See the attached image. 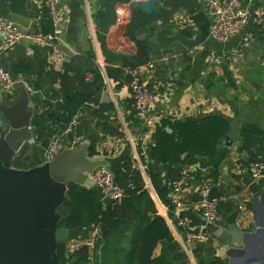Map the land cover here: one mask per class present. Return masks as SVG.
<instances>
[{
	"label": "crops",
	"instance_id": "crops-1",
	"mask_svg": "<svg viewBox=\"0 0 264 264\" xmlns=\"http://www.w3.org/2000/svg\"><path fill=\"white\" fill-rule=\"evenodd\" d=\"M106 1L62 0L64 25L54 44L22 41L4 49L0 36V66L14 82L9 93H0V106L7 110L20 104L13 118L21 122L27 114L31 134L14 154L11 167L27 170L46 161L49 146L68 126L62 98L80 94L86 102L74 117L76 132L62 138L63 149L85 148L87 158L109 166L124 191L129 186V175L122 170V163L130 160L191 264H243L241 251L232 250L224 240L229 232H249L256 222L264 226V184L253 183L249 175L252 163L264 162V68L260 64L264 37L259 25L264 0H241L248 23L226 43L210 38V19L201 0H163L158 4L155 12L147 15L152 16L151 24L138 37L149 44L148 63L154 65L142 76L154 96V103L143 118H137L130 109L127 68L111 58L107 61L104 53L106 50L117 57L137 54L135 43L126 36L136 1L116 2L115 21L104 33L98 28V16ZM0 18L34 35L43 34V23L49 21L44 0H0ZM59 46L71 56L62 54ZM90 65L99 71L100 81L94 70L88 69ZM107 68L123 74L115 77L113 72L114 77L108 76ZM209 115H219L230 124L237 121V139L229 146L221 144L212 159L192 157L186 161L184 165L193 171L194 179L180 194L177 204L173 205L168 195L174 207L169 212L157 199L148 172L161 173L164 164L178 169L184 159L155 156L151 134L163 118L196 120ZM8 129L9 121L0 122V138ZM203 179L210 181L206 192L202 191ZM77 186L91 191L97 212L111 211L112 202L100 188L90 184ZM204 199L218 205L219 221L214 225L193 210L194 204ZM68 213L63 205L57 209L60 220ZM192 231L205 234L207 240L187 244L186 235ZM83 236L69 232L71 239ZM250 242L254 252L249 251L247 258L257 256V247L264 263L263 236L257 235ZM161 247L155 249L154 257L163 253Z\"/></svg>",
	"mask_w": 264,
	"mask_h": 264
},
{
	"label": "trees",
	"instance_id": "trees-1",
	"mask_svg": "<svg viewBox=\"0 0 264 264\" xmlns=\"http://www.w3.org/2000/svg\"><path fill=\"white\" fill-rule=\"evenodd\" d=\"M118 1L123 0H107L104 3L103 11L98 16L100 31L106 33L114 23L113 5ZM151 20L152 16L134 12L127 26L126 36L135 43L137 54L133 57H117L104 50L107 61L111 58L113 62H119L124 68H135L148 63L149 44L138 37L151 24ZM43 29V34L50 31L48 19L43 23ZM104 41L105 38L101 39L103 45ZM93 68V65L88 66L89 70H94ZM113 72L117 74L115 77L123 74L107 68L108 76L114 77ZM94 73L96 80L100 81L99 71L94 70ZM126 79L129 81V78ZM81 80L85 81L83 73ZM85 102L86 98L80 94L62 98L61 106L65 111L67 123H70L84 107ZM48 107L52 106L48 105ZM168 129L171 133L167 132ZM229 129L230 123L219 115L203 116L196 120L163 118L155 126L151 134V150L155 156L170 158H182L185 154L188 156L178 169L170 164H164L161 173L148 172L157 199L169 212L174 208L168 199L169 183L179 178L180 168L188 159L214 158ZM15 167L18 168V160L15 161ZM122 170L129 175V186L124 191L125 197L119 202L112 203L111 211L97 212L91 191L75 184L68 185L67 201L63 207L68 208L69 213L60 220L58 227L65 228L68 232L76 231L84 235L83 237L90 236L96 230L97 236L91 251L87 247H82L73 256L67 255L66 242L60 243L56 250L59 264H189L186 254L173 238L166 220L158 213L155 199L145 187L140 172L133 168L130 160L123 161ZM115 180L123 186L120 179L115 178ZM159 245L162 246L163 253L154 257L153 253Z\"/></svg>",
	"mask_w": 264,
	"mask_h": 264
},
{
	"label": "water",
	"instance_id": "water-1",
	"mask_svg": "<svg viewBox=\"0 0 264 264\" xmlns=\"http://www.w3.org/2000/svg\"><path fill=\"white\" fill-rule=\"evenodd\" d=\"M162 1L140 0L133 3L132 8L152 15ZM58 50L71 56L63 47L59 46ZM20 107L17 104L5 110L0 106V122L9 121V129L0 138V264H59L57 246L69 239V232L58 227L60 218L57 209L66 202L67 186L70 183L93 185L89 174L97 169L110 174L111 171L104 162L87 158L83 147L76 151L62 149L52 160L27 170L12 168L14 154L31 135L27 129V114L21 122L13 118L14 112ZM238 127L237 121L231 122L222 140L223 145L229 146L237 139ZM187 158L185 154L182 159ZM262 224L256 222L249 232L233 231L226 234L225 243L232 250L241 251L245 257L243 264H264L259 259L257 247V256L254 254L247 258V253L253 251L250 240L257 235L264 238Z\"/></svg>",
	"mask_w": 264,
	"mask_h": 264
},
{
	"label": "built area",
	"instance_id": "built-area-1",
	"mask_svg": "<svg viewBox=\"0 0 264 264\" xmlns=\"http://www.w3.org/2000/svg\"><path fill=\"white\" fill-rule=\"evenodd\" d=\"M62 0H44V7L47 10L50 31L46 34L34 35L29 32H22L11 22L0 18V36L3 39V48L9 49L22 41H30L36 45L54 44L62 34L64 25V11L61 7ZM140 1V0H134ZM203 8L210 19L209 36L218 43H226L233 36L242 32L246 27L249 17L243 9L241 0H227L220 3L217 0H201ZM260 31L264 37V9L259 19ZM261 66L264 68V56L261 60ZM154 65L146 63L144 65L125 69V74L129 78V87L131 94V111L137 118H143L145 113L154 103L153 94L146 88L142 81L143 73L146 70H152ZM14 82L11 76L0 66V93L6 94L12 90ZM76 119L73 118L68 123L66 131L56 138L49 146L46 153V161L52 160L56 154L63 149L62 138L64 135L74 134L76 132ZM249 175L253 183L264 184V162H254L249 167ZM90 182L100 188L105 196L112 202H119L125 197L123 188L116 182L114 176L103 169H97L88 175ZM194 179L193 171L189 166L183 165L179 171V178L170 182V199L172 204L179 202L180 194ZM210 181L203 179L202 191L209 189ZM217 203L204 199L193 206V210L208 224L214 225L219 221ZM97 231L91 233L88 237H79L78 239H68L65 249L68 256H73L80 248L87 247L90 251L94 247ZM207 236L200 232H189L186 235V243L205 242Z\"/></svg>",
	"mask_w": 264,
	"mask_h": 264
},
{
	"label": "rangeland",
	"instance_id": "rangeland-1",
	"mask_svg": "<svg viewBox=\"0 0 264 264\" xmlns=\"http://www.w3.org/2000/svg\"><path fill=\"white\" fill-rule=\"evenodd\" d=\"M157 210H158V209H157ZM158 211H159V210H158ZM158 213H159V212H158ZM159 214L161 215V213H159ZM65 242H66V241H65ZM66 244H67V242H66ZM161 248H162V247H161ZM181 250H182V249H181ZM187 262L189 263L190 261L187 260ZM189 264H191V262H190Z\"/></svg>",
	"mask_w": 264,
	"mask_h": 264
}]
</instances>
